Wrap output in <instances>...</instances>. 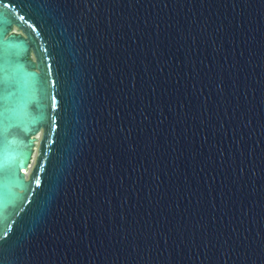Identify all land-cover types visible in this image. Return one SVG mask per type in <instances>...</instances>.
<instances>
[{
    "label": "water",
    "instance_id": "water-1",
    "mask_svg": "<svg viewBox=\"0 0 264 264\" xmlns=\"http://www.w3.org/2000/svg\"><path fill=\"white\" fill-rule=\"evenodd\" d=\"M0 264H264V0H0Z\"/></svg>",
    "mask_w": 264,
    "mask_h": 264
},
{
    "label": "rangeland",
    "instance_id": "rangeland-1",
    "mask_svg": "<svg viewBox=\"0 0 264 264\" xmlns=\"http://www.w3.org/2000/svg\"><path fill=\"white\" fill-rule=\"evenodd\" d=\"M40 135H41V131H39L33 138H34V142H33V154H32V159H31V163L29 165V167L27 168V170L24 172V179H28V176H29V173L33 167V164H34V160H35V157H36V153H37V144H38V141L40 139Z\"/></svg>",
    "mask_w": 264,
    "mask_h": 264
},
{
    "label": "trees",
    "instance_id": "trees-1",
    "mask_svg": "<svg viewBox=\"0 0 264 264\" xmlns=\"http://www.w3.org/2000/svg\"><path fill=\"white\" fill-rule=\"evenodd\" d=\"M41 138H42V134L40 135V140H41Z\"/></svg>",
    "mask_w": 264,
    "mask_h": 264
},
{
    "label": "bare ground",
    "instance_id": "bare-ground-1",
    "mask_svg": "<svg viewBox=\"0 0 264 264\" xmlns=\"http://www.w3.org/2000/svg\"><path fill=\"white\" fill-rule=\"evenodd\" d=\"M24 173V172H23Z\"/></svg>",
    "mask_w": 264,
    "mask_h": 264
}]
</instances>
